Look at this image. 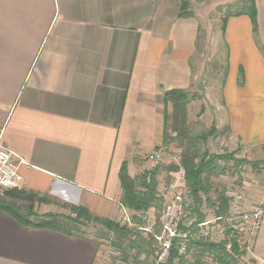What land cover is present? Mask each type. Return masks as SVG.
<instances>
[{
	"label": "crops",
	"instance_id": "1",
	"mask_svg": "<svg viewBox=\"0 0 264 264\" xmlns=\"http://www.w3.org/2000/svg\"><path fill=\"white\" fill-rule=\"evenodd\" d=\"M254 3L256 23L246 13L226 17L221 40L231 70L214 103V85L204 97L216 129L245 153L264 149V0ZM199 22L156 0H0V142L24 161L21 187L0 188V264L93 263L99 240L35 223L69 206L114 222L128 210L121 167L140 175L139 155L163 148L168 133L172 108L163 94L189 91L203 76L202 64L191 63ZM237 187L246 206L264 207V168ZM11 205L32 213L17 218ZM263 261L264 215L239 264Z\"/></svg>",
	"mask_w": 264,
	"mask_h": 264
},
{
	"label": "built area",
	"instance_id": "2",
	"mask_svg": "<svg viewBox=\"0 0 264 264\" xmlns=\"http://www.w3.org/2000/svg\"><path fill=\"white\" fill-rule=\"evenodd\" d=\"M166 157L168 154L164 148L139 155L140 175L145 177L147 184L160 165L166 162ZM173 159L177 169L168 182L156 189L161 203L158 219L145 216L143 211L136 213V218L132 211L124 209L117 222L129 230V241H135L138 234L144 238L151 237L148 253L139 255L137 248L129 246L128 241L118 245L99 240L100 251L92 264H180L184 260L194 262L196 256L197 264H222L221 254L216 248L220 245H223L225 253L239 257V261L246 257L260 229L264 207L258 204L246 206L243 190L236 187L228 194L229 202L224 214L206 215L188 187L186 172L179 164L180 156ZM22 164L24 161L0 142V188L21 187L23 177L19 168ZM202 213L204 217L200 218ZM200 244L211 247L202 249Z\"/></svg>",
	"mask_w": 264,
	"mask_h": 264
},
{
	"label": "rangeland",
	"instance_id": "3",
	"mask_svg": "<svg viewBox=\"0 0 264 264\" xmlns=\"http://www.w3.org/2000/svg\"><path fill=\"white\" fill-rule=\"evenodd\" d=\"M183 0H156V3L161 5L166 11L174 12L178 11L180 3ZM187 9L191 12V17H196L200 20V32L196 40V48L191 57L192 70H198V64H202L203 76L192 84L189 89L190 94H194L196 97L191 99L192 103L189 106L188 112H186V118L184 124L179 123L177 131L181 135L177 140H174L175 133L172 130L173 123L168 119V133L164 144L162 145L168 157L166 162L162 163L160 167L155 171V181L158 183L156 178L162 175L160 178L161 183H166L170 180L167 175V167L169 164H176L173 159L175 156L181 157V152L186 144L187 135H197L202 132H206L211 126L216 129L214 118L207 112V105L204 101L206 88L208 90L210 85L211 90L207 94L208 104L214 103V99L217 98V87L223 81L226 70H231L229 61L227 58V49L224 44L221 34L223 29L224 17L235 13L241 9V0H187ZM226 4V5H223ZM212 35H216L215 43L212 45ZM190 101V102H191ZM205 113V114H204ZM204 114V115H203ZM226 131L223 128L216 129V134L208 138L205 142L199 141L197 148L200 153L207 150L210 154H233L236 158H243L247 161L253 162L254 165L242 164L237 168V171L233 169V163L231 161L216 159V164L219 167H228L229 170L222 174H215V171H208L203 174L206 187L209 190L208 196L201 194V209L206 215H212L216 209L215 201L218 193L223 188L225 194H231L237 187L242 179L248 172L255 169L264 168V149H254L249 152H240L238 149H232L233 146L227 141V138L223 136ZM181 141V143H180ZM199 158L196 159L198 161ZM172 161V162H171ZM256 164V165H255ZM210 204H208V201ZM214 204V205H213ZM129 210V209H128ZM161 211L160 208H149L145 213L158 219ZM133 212V216L136 217V213ZM69 214V212H68ZM134 217V218H135ZM138 218V216L136 217ZM144 223V221H142ZM141 223V221H140ZM145 224V223H144ZM76 233L88 234L90 237L96 238L97 240H105L113 244H119L120 239L113 233L105 230L101 225L96 223H89L87 226H77ZM125 244L126 241H121V244Z\"/></svg>",
	"mask_w": 264,
	"mask_h": 264
},
{
	"label": "trees",
	"instance_id": "4",
	"mask_svg": "<svg viewBox=\"0 0 264 264\" xmlns=\"http://www.w3.org/2000/svg\"><path fill=\"white\" fill-rule=\"evenodd\" d=\"M201 1V0H197ZM241 9L235 13H246L248 14L254 23H256V9L254 0H241ZM188 1L183 0L180 3L179 9L177 11L178 17H186L190 16L191 12L187 9ZM229 14V15H232ZM224 17V21L226 20ZM196 96L194 94H190L188 91L183 89H172L166 91L163 94V99L165 104L170 103L172 112L171 114L165 115L164 117V124L167 125L168 119L171 120L173 123L172 130L175 133L174 140H177L178 137L181 135L179 131H177V126L179 123L184 124L186 118V106L194 99ZM216 134V129L211 126L206 132H202L197 135H187V142L181 152V157L179 159V164L184 168L186 172V179L188 187L191 189L198 206L201 208V194L208 196L209 190L206 187L205 181L203 179V174L207 173L208 171H215V174H222L229 170L228 167H219L216 164V159L219 160H226L231 161L233 163V169L237 171V168L242 164H249L254 165L253 162L247 161L243 158L239 159L234 157L233 154H210L207 150L203 151L202 153L199 152L197 145L199 141L205 142L208 138L213 137ZM167 135L164 133L163 144L165 142ZM181 143V141H180ZM199 158L198 161L196 159ZM256 165V164H255ZM177 169L176 164H169L167 167V172H172ZM119 179L123 191L122 197V205L128 208L132 212L143 211L146 212L149 208H160L161 203L156 196V181H155V172L151 178L150 183H146L145 177L139 175L137 178H131L127 171L126 166L123 165L119 171ZM145 189V190H144ZM225 190L222 188L217 195L216 209L213 214L221 215L227 211L229 196H226ZM21 197L25 198L26 200H34L36 196L31 193H24L21 192ZM208 201V199H207ZM208 204L210 202L208 201ZM14 216L20 219L29 218L32 211L31 208H26L27 214L26 216L23 215V212L19 207L16 206H9L6 207ZM69 214L64 215H56V214H45L41 218L38 219L35 226L38 227H50L62 232L71 234L76 233L77 226H87L89 223L93 222L96 224L101 225L102 228L105 230L113 233L116 237L121 241H128L129 246H133L137 248L138 254L148 253V247L151 243L152 238H144L140 234L137 235L135 241H129L127 239L129 230L126 227H121L117 222L111 221L105 218H99L92 215L86 208L81 206H69L68 207ZM204 217V213L200 214V218ZM118 244V245H119ZM202 249L203 248H210V245H199ZM212 248H215L212 246ZM220 255V261L222 264H239V257H235L223 251V245L216 247ZM198 258L197 256L194 258V262H190L187 260L181 261L180 264H197ZM168 264H171L170 262Z\"/></svg>",
	"mask_w": 264,
	"mask_h": 264
}]
</instances>
